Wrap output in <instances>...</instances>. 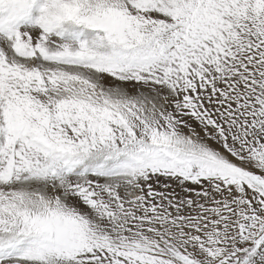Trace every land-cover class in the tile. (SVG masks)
I'll return each mask as SVG.
<instances>
[{
    "label": "snow or ice",
    "instance_id": "1",
    "mask_svg": "<svg viewBox=\"0 0 264 264\" xmlns=\"http://www.w3.org/2000/svg\"><path fill=\"white\" fill-rule=\"evenodd\" d=\"M0 264H264V0H0Z\"/></svg>",
    "mask_w": 264,
    "mask_h": 264
}]
</instances>
